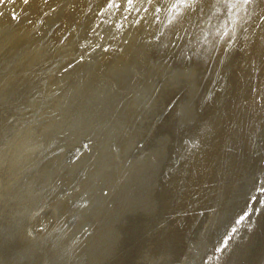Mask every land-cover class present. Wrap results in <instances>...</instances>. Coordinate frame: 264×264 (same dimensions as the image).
I'll list each match as a JSON object with an SVG mask.
<instances>
[{
    "label": "bare ground",
    "instance_id": "1",
    "mask_svg": "<svg viewBox=\"0 0 264 264\" xmlns=\"http://www.w3.org/2000/svg\"><path fill=\"white\" fill-rule=\"evenodd\" d=\"M207 1L199 0L201 6L195 2L176 22L177 0H0V264H70L91 245L97 253L89 264H123L120 253L129 237L136 236L132 223L142 212L154 213L155 224L144 243L150 253H159L154 264H204L223 233L234 229L245 213L252 215L242 220L239 232L250 235L236 252L238 236L223 264L238 259L264 264V253L256 256L264 243V196L255 206L250 194L253 184L257 189L256 176L264 173V156L255 159L256 169L231 202L222 207L226 184L204 199L201 217L180 239V251L170 234L174 219L167 222L157 213L153 197L156 189L163 191L179 141L191 136L206 111L210 82L200 70L210 61L208 52L212 54L221 25L201 38L199 49L190 50L188 66L173 53L171 63L162 65L163 45L174 37L168 28L179 24L175 52L181 49L182 57L189 45L186 31L196 28L192 19L198 17V29L215 24L203 17ZM156 3L177 9L161 25L163 39L147 43L145 32L156 27L148 14ZM143 7L146 13L139 16ZM90 33L91 48L83 45L85 78L77 72L72 85L61 91L55 83L70 78L64 68ZM137 73L144 78L137 79ZM164 78H175L170 90L164 89ZM172 97L179 100L170 116L155 122ZM13 115L14 122L9 119ZM171 117L173 126L167 123ZM151 173L154 183L147 185ZM123 191L125 201L117 207L113 200ZM42 207L53 208L55 218L32 214ZM109 212L111 223L103 235L99 231L107 226ZM168 226L170 238L167 229L162 231Z\"/></svg>",
    "mask_w": 264,
    "mask_h": 264
},
{
    "label": "rangeland",
    "instance_id": "2",
    "mask_svg": "<svg viewBox=\"0 0 264 264\" xmlns=\"http://www.w3.org/2000/svg\"><path fill=\"white\" fill-rule=\"evenodd\" d=\"M196 2L202 4L199 0ZM207 2L202 9L206 7L208 9L203 10L206 13L202 15L205 19L207 18L206 22L209 23L214 20L216 25L209 23L210 25L206 26L207 28L198 29L200 21L198 17L193 18L192 24L196 28L191 30L192 25L189 29L186 27L189 45L185 48L182 57L179 56L181 49L175 52L181 39L180 37L175 38V34L181 26L179 24L171 25L168 28V33L174 37L164 43L163 55H161L163 56L162 65L171 63L170 59L172 58L170 57L173 56H170L169 53H173L177 59H182V63L188 66L190 50L193 53V49H199L201 47L200 42H202L201 38L207 32L208 34L213 33V30L221 25L215 40L212 41V54H210L211 51L208 52L210 61H208L207 66L200 70L201 77L203 76V79L207 77L210 82L205 99L207 102L206 111L196 123L197 125L195 124L196 126L189 131L191 136L188 138L183 137L179 141L178 155L175 164L172 165L169 171L170 175H167L163 191L162 189H156L153 195L157 213L159 215L162 213L167 222L170 221L169 218L174 219V226L170 234L179 251L181 250L180 239L184 234H187L202 215L204 199L207 200L212 193L214 195L219 188H223L226 184L225 186L228 189L225 188L226 192L221 201L222 207L231 202L238 195L239 188L244 186L248 174L253 171V168L256 169L255 159L258 156H264V0H249L248 3H243L242 0H208ZM144 4L143 1L142 5ZM110 5L109 1V9L110 7L112 9ZM164 7L156 3L148 14L152 26L156 24V27L154 31L151 30L153 31L151 34L145 32L144 36L147 35V43L151 39L155 42L163 39V29L166 26V21L177 9L176 5H171L170 10H168V6ZM104 8L105 6H102L103 10ZM178 8L180 10L178 17L175 18L176 22H178L179 17H185L189 8L190 10L193 9L186 5H180ZM181 11H183V14ZM145 13V7L138 11L139 16H143ZM206 15L207 17H205ZM132 17L127 16L130 19ZM222 21L224 22L223 25ZM163 22L165 26L161 27ZM196 30H200V32L196 34ZM88 32H91V30H88ZM186 35H184V38ZM206 39L208 40V36ZM93 40L94 37H91L90 33V38L88 35L86 41L79 43L77 47L78 55L70 66L67 65L64 68L70 78L68 80L65 78L63 83L58 78L55 83V86L57 84L61 91H66V86L72 85L70 79L77 72H80L78 78H85L83 73L87 70L88 61L83 45L87 43L86 50H88L91 48ZM210 71H212V80H210ZM194 74L198 76V68ZM136 78L143 79L144 75L137 73ZM98 79L99 77L95 74V81ZM174 81L175 78H164V89L170 90ZM155 93H157V89ZM165 94L167 93L165 92ZM178 100L179 98H168L163 110L155 115V118H157L155 122L163 117H169L170 110H173V103ZM1 115L5 116L6 114L1 113ZM9 119L14 122V115L9 116ZM172 120H174V117H171L167 123L171 124ZM171 125L173 126V124ZM171 125L167 128L170 129ZM250 153L252 157L248 155ZM246 157L250 158L247 163L244 162ZM259 176L257 175L256 178ZM256 178L255 181L258 180L257 189L253 190V184L250 194H254L252 199L255 206H258L263 202L264 173L260 178ZM213 183L215 184L213 185ZM175 197L176 200L174 201ZM246 209L250 208L247 207ZM32 214L34 216L40 215L44 220L55 218V211L50 207H42ZM251 215V213H245V217L241 216L242 219L239 220L234 229L226 230L223 233L220 239L224 237L216 248V252L212 254L210 252L204 264H223L230 257L233 242L237 241L240 234V224L242 220ZM153 219L154 213L145 214L142 212L132 223L137 232L134 238L129 237L130 235L127 236V238L129 237L128 243H126L127 246L120 253V260L123 264L155 263L153 259L158 258L159 253H150L151 250L147 245L144 246V243L149 240L146 237L147 233L154 227L155 222H152ZM142 226L145 227L140 230ZM243 226H246V224ZM166 229V237L170 238L169 226L162 231L165 233Z\"/></svg>",
    "mask_w": 264,
    "mask_h": 264
},
{
    "label": "water",
    "instance_id": "3",
    "mask_svg": "<svg viewBox=\"0 0 264 264\" xmlns=\"http://www.w3.org/2000/svg\"><path fill=\"white\" fill-rule=\"evenodd\" d=\"M147 180H148L147 185H151V184L154 183V181H151L152 180V173H151V175L149 177H147ZM124 192L125 191L119 193V196L117 197V199L113 200V203L115 204V206L118 207L119 205L123 204V202L125 201L124 199H122V195L124 194ZM140 193H141V191L137 192L135 197H138L140 195ZM132 213H135V212H132ZM127 218L128 217H126V219ZM110 223H111V219H110V212H109V214L107 216V226L106 227H102L101 230L99 231V233L105 235L107 233V228H109V224ZM262 224H264V221L262 222ZM96 235H97V233L95 232V236ZM248 235H250V234L247 233V235H243V236H241L239 234V239H238L239 241H238V243L236 245V252H237L239 246L243 245V241L246 240V237H248ZM82 251L83 252L85 251V253H82V254L81 253L80 254L76 253L75 257L71 260L70 264H89L90 260H92L95 257L94 255L97 253V249L95 247H93V245L89 246L88 248H87V246H85V249L82 250ZM260 253L261 254L264 253V243L260 246V248L257 249L256 256H258ZM88 254H90V257L87 256ZM80 260H81V262L79 263ZM247 263H248V260H243L242 261V260L238 259V261H233L232 264H247Z\"/></svg>",
    "mask_w": 264,
    "mask_h": 264
},
{
    "label": "snow or ice",
    "instance_id": "4",
    "mask_svg": "<svg viewBox=\"0 0 264 264\" xmlns=\"http://www.w3.org/2000/svg\"><path fill=\"white\" fill-rule=\"evenodd\" d=\"M28 0H24V3H27ZM133 0H128L129 4H132ZM149 2H151V0H149ZM196 2V0H177V4L178 5H186L188 7H191L192 4H194ZM243 3H248L249 0H242ZM111 6V5H110Z\"/></svg>",
    "mask_w": 264,
    "mask_h": 264
}]
</instances>
